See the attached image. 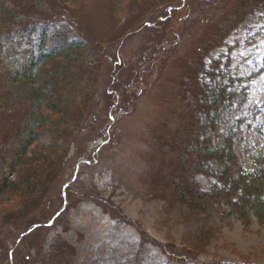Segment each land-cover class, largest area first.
<instances>
[{
  "label": "rangeland",
  "instance_id": "rangeland-1",
  "mask_svg": "<svg viewBox=\"0 0 264 264\" xmlns=\"http://www.w3.org/2000/svg\"><path fill=\"white\" fill-rule=\"evenodd\" d=\"M2 1L0 31L82 40L34 90L7 69L19 39H0V173L33 128L29 150L59 145L0 217V264H264L261 207L193 209L175 189L264 183V0Z\"/></svg>",
  "mask_w": 264,
  "mask_h": 264
},
{
  "label": "trees",
  "instance_id": "trees-1",
  "mask_svg": "<svg viewBox=\"0 0 264 264\" xmlns=\"http://www.w3.org/2000/svg\"><path fill=\"white\" fill-rule=\"evenodd\" d=\"M2 2L3 5H0V9L5 19H7L6 13H10L11 8L5 1ZM55 33H59L57 34L59 37L61 32L59 30V32L49 35L47 26L38 25L37 23L26 26L23 29H17V32L13 34L10 33L9 29L0 31L1 40L2 38L10 40L13 37L15 39L18 38L20 41V46H18L19 54L24 59L21 63H18V69L16 70H13L16 64L13 61L14 58L7 67L13 79L19 77L18 79L25 84L29 82L31 86L32 84L40 85L41 71H37V69L54 57L57 54L55 52L59 51V54L71 58L76 55H74V52L81 45L82 39L74 37L50 46ZM48 46L50 47L48 48ZM32 87L37 90V87ZM67 111L69 114V110H66L64 112L65 115ZM29 133L31 135L27 138H21L28 140L24 146L22 145L23 142L20 143V148L15 151L14 157L9 162L7 172L0 173V217H3L9 211L19 209L25 203L24 201L35 196L38 193L40 182L43 181L50 167L54 166L58 160L56 157L59 155L56 156V154H58L59 145L51 143L40 147L41 150H29L36 139L34 128ZM43 150L47 152H43ZM262 176L263 173L260 172L251 179L249 176L237 177L231 180L226 179L222 183L215 184L211 190L212 192H201L194 181L186 184V187L183 185L184 187L181 186L175 189L176 191L178 190L177 195L180 196L182 203L193 209L200 207L209 208L216 203H221L236 211L240 210V208L244 209L245 212L249 210L257 211L259 207L263 211L264 201L261 194L264 192V183ZM259 180H262V183ZM239 189L241 191L240 195L237 194Z\"/></svg>",
  "mask_w": 264,
  "mask_h": 264
}]
</instances>
